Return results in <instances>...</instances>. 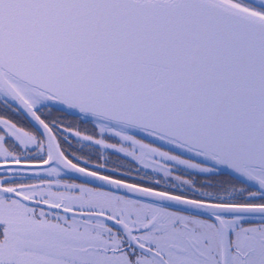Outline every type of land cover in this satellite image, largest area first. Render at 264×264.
<instances>
[{
    "label": "snow or ice",
    "instance_id": "6c2138e0",
    "mask_svg": "<svg viewBox=\"0 0 264 264\" xmlns=\"http://www.w3.org/2000/svg\"><path fill=\"white\" fill-rule=\"evenodd\" d=\"M0 96V264H264V0H0Z\"/></svg>",
    "mask_w": 264,
    "mask_h": 264
},
{
    "label": "flooded vegetation",
    "instance_id": "af4514ba",
    "mask_svg": "<svg viewBox=\"0 0 264 264\" xmlns=\"http://www.w3.org/2000/svg\"><path fill=\"white\" fill-rule=\"evenodd\" d=\"M42 114L44 116H51L57 118V120L63 119V125L67 126L68 124H72L73 127L71 131L64 130L63 127H57L54 129V132L57 136V141L61 145L62 150L65 151L71 158L72 154L75 153L76 155H80L81 153L90 154L93 156V160L90 162L89 166L91 167L92 164L95 163V156L98 154L97 149L94 146L88 145L87 142H84L77 138L72 133L79 128L82 132L86 129H90V125L81 124L78 121L73 120L72 117L68 116L65 117V113L58 111L53 108H45L42 109ZM0 115H5L13 120H15L20 126L24 127L26 130H33L37 126L34 125L29 119L20 111L13 107H9V105L5 104L3 100L0 99ZM143 139V138H141ZM146 143L151 144L153 147H158L161 150L166 151H173L164 146H161L157 143L145 140ZM110 142H114L110 141ZM112 150H103V155L108 158L109 161V168L113 165H120V170L111 173L114 178H125L128 182L133 183H140L144 185H151L153 181L158 178L162 177L161 173H157L152 171L151 168H144L142 165L133 161L130 157H124L123 154H111ZM139 155V153H137ZM185 170L178 169V173H183ZM106 174H109L106 172ZM149 177H152L150 180ZM219 179L230 181L232 178L226 174L223 176L218 177ZM27 182H38L39 178L36 176H30L25 178ZM62 182L68 183H81L83 182L82 179H77L76 176L67 173L63 176ZM161 189H168L170 191H180V188H171L168 178H162L161 183L159 185ZM238 195V194H237Z\"/></svg>",
    "mask_w": 264,
    "mask_h": 264
},
{
    "label": "water",
    "instance_id": "95a60500",
    "mask_svg": "<svg viewBox=\"0 0 264 264\" xmlns=\"http://www.w3.org/2000/svg\"><path fill=\"white\" fill-rule=\"evenodd\" d=\"M0 98L3 99V100H5V97H3V96H0ZM10 104L13 105L17 110H19L20 112H22V113H23V114L29 119V121H31L32 123H34L35 126H37V125L35 124V122L32 121L31 118H30L29 116H27V114L23 111V109L19 106V104H18L17 102L10 101ZM61 107H62V106L57 105V106H55V107H53V108L59 110ZM37 127H38V126H37ZM40 131H43V130L40 129ZM140 137H142V138H144V139H146V140H149V141H151V142L157 143V144H159V145H161V146H164V147H166V148H168V149H170V150L175 151V150L172 148L171 145H168V144H166V143H164V142H162V141H159V140L154 139V138H152V137H143V135H141ZM69 174H72V175H74V176H76V177L78 176V174L71 173V172H69ZM226 174H227V173H226ZM80 179L83 180L84 178L81 177ZM97 183H99V182H97Z\"/></svg>",
    "mask_w": 264,
    "mask_h": 264
}]
</instances>
